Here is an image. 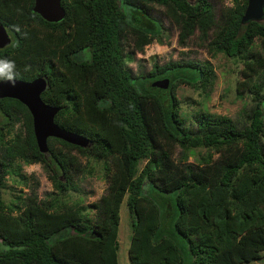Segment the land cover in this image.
Segmentation results:
<instances>
[{
  "label": "trees",
  "instance_id": "obj_1",
  "mask_svg": "<svg viewBox=\"0 0 264 264\" xmlns=\"http://www.w3.org/2000/svg\"><path fill=\"white\" fill-rule=\"evenodd\" d=\"M209 42L210 50L243 61L240 95L254 105L242 121L199 112L182 113L176 87L211 77L193 60L155 64L133 75L124 41L135 48L159 40L164 26L152 5L167 8L184 44L197 30L206 38L215 25L210 0H63L65 18L48 22L33 11L35 0H0V22L13 36L0 49L3 74L31 81L47 76L43 100L60 110L55 121L88 138L83 148L49 138L37 145L33 117L17 99H0V264H119L120 211L132 218L131 264H245L264 252V22L241 20L248 0H234ZM257 47L259 49H257ZM169 81L167 92L159 86ZM23 121L24 133H13ZM57 144L62 147H58ZM182 152L176 157V149ZM67 149L68 151H64ZM73 149L102 164L107 192L87 207L70 205L80 170ZM205 149L197 163L188 156ZM218 154V158H214ZM42 163L57 192L35 193L6 203V175L26 182L23 165ZM17 212V214L15 213Z\"/></svg>",
  "mask_w": 264,
  "mask_h": 264
},
{
  "label": "rangeland",
  "instance_id": "obj_2",
  "mask_svg": "<svg viewBox=\"0 0 264 264\" xmlns=\"http://www.w3.org/2000/svg\"><path fill=\"white\" fill-rule=\"evenodd\" d=\"M215 9V25L209 30L206 38L196 31L184 44L179 40L180 26L168 14L167 8L160 5H152L154 15L164 26V31L159 40L145 46L143 51L135 48L132 38L124 41V53L128 60V67L133 75H146L153 69L155 64L165 66L170 62L188 61L206 64L211 69V77L207 81L191 85L180 82L176 87V96L180 101L182 113L188 119H192L196 113L207 112L213 115L227 116L235 121H242L245 112L250 110L254 101L248 92L239 94L237 83L243 80L242 71L245 68L243 61L230 58L223 53L210 50L209 42L214 38L216 30L223 22L225 12L234 7V0H210ZM257 49H259L257 47ZM5 117L0 112V133H7L8 127H3ZM24 133L23 121H15L13 133L8 134L6 139L14 137L15 133ZM58 147H62L57 144ZM68 151L67 149H63ZM182 152L180 147L176 149L178 158ZM75 156L80 164V170H73L76 190L70 191L66 201L70 205L87 207L99 201L107 192L109 182L104 177L102 164L88 158L78 150L73 149L70 153ZM205 149H197L194 154L188 156V162L197 163ZM218 158V154H214ZM23 175L26 182L23 183L15 176L6 175V188L3 197L6 203L11 201L22 205L19 197L25 199L35 193L39 200H45L52 192H57L48 171L42 163L23 165ZM127 198L120 211L119 227V264H131L129 249L132 239V218L126 205ZM17 214V212H15ZM179 242L186 249V264H190L191 256L188 255V244L182 238ZM245 264H264V252L262 258Z\"/></svg>",
  "mask_w": 264,
  "mask_h": 264
},
{
  "label": "water",
  "instance_id": "obj_3",
  "mask_svg": "<svg viewBox=\"0 0 264 264\" xmlns=\"http://www.w3.org/2000/svg\"><path fill=\"white\" fill-rule=\"evenodd\" d=\"M188 1L192 4L196 2V0ZM62 2L63 0H35L33 11L48 22L58 23L66 16V9ZM252 21L264 22V0H248L241 23L246 25ZM11 42L7 28L0 22V48L10 45ZM48 86L47 76H40L31 81L16 78L14 87L11 83L0 81V99L13 98L26 105L33 117V129L38 148L43 154L49 153V138H59L83 148L89 147L92 142L88 138L62 128L55 121L60 108L46 103L42 98ZM159 86L163 92H167L168 79L160 81Z\"/></svg>",
  "mask_w": 264,
  "mask_h": 264
},
{
  "label": "clouds",
  "instance_id": "obj_4",
  "mask_svg": "<svg viewBox=\"0 0 264 264\" xmlns=\"http://www.w3.org/2000/svg\"><path fill=\"white\" fill-rule=\"evenodd\" d=\"M0 66L7 67V68H14L15 64L13 61H8V60H0ZM0 81H6L8 83H11L12 86L14 87L16 84V74L11 73V74H3L0 72Z\"/></svg>",
  "mask_w": 264,
  "mask_h": 264
},
{
  "label": "flooded vegetation",
  "instance_id": "obj_5",
  "mask_svg": "<svg viewBox=\"0 0 264 264\" xmlns=\"http://www.w3.org/2000/svg\"><path fill=\"white\" fill-rule=\"evenodd\" d=\"M3 24V23H2ZM4 25V24H3ZM5 26V25H4ZM6 27V26H5ZM7 28V27H6ZM7 30H8V32H9V34H10V36H11V39H12V41H13V36H12V34L10 33V31H9V29L7 28ZM12 43V42H11ZM9 46V45H8ZM5 47H7V46H5ZM4 47V48H5ZM4 48H0V49H4Z\"/></svg>",
  "mask_w": 264,
  "mask_h": 264
}]
</instances>
